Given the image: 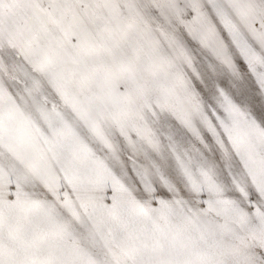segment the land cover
<instances>
[{
	"label": "snow or ice",
	"instance_id": "obj_1",
	"mask_svg": "<svg viewBox=\"0 0 264 264\" xmlns=\"http://www.w3.org/2000/svg\"><path fill=\"white\" fill-rule=\"evenodd\" d=\"M0 264H264V0H0Z\"/></svg>",
	"mask_w": 264,
	"mask_h": 264
},
{
	"label": "bare ground",
	"instance_id": "obj_2",
	"mask_svg": "<svg viewBox=\"0 0 264 264\" xmlns=\"http://www.w3.org/2000/svg\"><path fill=\"white\" fill-rule=\"evenodd\" d=\"M149 101L155 103V97L151 95L147 90H144L136 94L134 103H136L139 110H142Z\"/></svg>",
	"mask_w": 264,
	"mask_h": 264
}]
</instances>
